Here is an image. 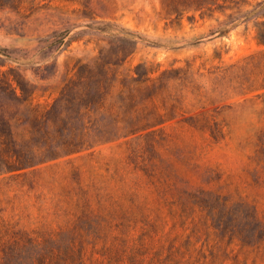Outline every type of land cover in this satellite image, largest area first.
<instances>
[{
	"label": "rangeland",
	"instance_id": "rangeland-1",
	"mask_svg": "<svg viewBox=\"0 0 264 264\" xmlns=\"http://www.w3.org/2000/svg\"><path fill=\"white\" fill-rule=\"evenodd\" d=\"M262 22L264 0L0 1V80L29 90L0 81V264L51 240L44 264H264ZM101 57L102 100L54 110Z\"/></svg>",
	"mask_w": 264,
	"mask_h": 264
},
{
	"label": "trees",
	"instance_id": "trees-1",
	"mask_svg": "<svg viewBox=\"0 0 264 264\" xmlns=\"http://www.w3.org/2000/svg\"><path fill=\"white\" fill-rule=\"evenodd\" d=\"M2 1V0H0ZM256 39L259 44H264V22L259 25ZM63 44H65V36L62 35L61 38L49 42L45 47H53L56 46L60 48ZM107 63L105 62V57H101V62H97L96 66L91 67L88 64L81 65L78 72L77 81L70 82L65 89L63 90L61 97L57 100L54 106V110L58 107L63 106V104L68 105L69 103L73 104V106L77 104H83L86 108L91 107L94 104L99 103L107 89L108 84V72L106 70ZM12 79H9L6 73H3V79H1V90L2 93H6V91H10V96H18V89H20L23 95L29 94V90L26 86L21 75L15 70H11ZM1 77V71H0ZM13 84L15 86L13 87ZM106 86V87H105ZM79 87L80 90L75 92V89ZM5 91V92H4ZM74 95V96H72ZM88 96V97H84ZM12 132L10 124L3 116L0 114V162L2 161V153L3 146L6 145L8 149H10V144ZM10 157H13L10 156ZM1 170V169H0ZM32 249L35 256V261L37 264H44L45 260L50 256H53L56 250L55 241H49L45 244L41 243H33ZM75 252L67 247L64 250L63 260H75ZM8 264H11L8 262Z\"/></svg>",
	"mask_w": 264,
	"mask_h": 264
}]
</instances>
